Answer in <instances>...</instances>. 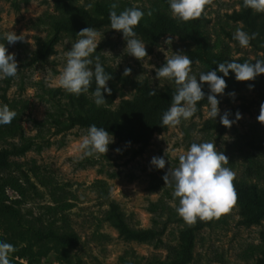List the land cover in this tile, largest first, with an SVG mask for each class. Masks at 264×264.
Listing matches in <instances>:
<instances>
[{
  "label": "rangeland",
  "instance_id": "obj_1",
  "mask_svg": "<svg viewBox=\"0 0 264 264\" xmlns=\"http://www.w3.org/2000/svg\"><path fill=\"white\" fill-rule=\"evenodd\" d=\"M69 1L88 7L108 0ZM113 1L147 13L165 11L167 0ZM239 8V0H212L206 10L209 41L215 52L255 60L263 56L261 52L252 46L241 48L228 36L237 27L243 30L241 22L230 18ZM59 18L61 14L52 0H0V36L11 31L25 36L23 42L6 43L15 56L18 71L15 78L0 81V105L7 104L17 114L10 125L0 126V147L14 151L10 166L0 170V201L18 208L27 220L77 232L81 241L73 250L74 264H147L153 258L163 264L171 261L187 224L175 211L179 200L172 195L173 184H165L164 175L178 167L179 156L186 154L193 142H211L228 158L224 166L235 173L233 184L264 187V147H254L264 140V123L257 119L264 99L258 86L242 83L237 90L221 95L220 114L215 120L207 118L209 105H205L190 120L154 134L141 153H136L139 144H125L113 136L114 142L105 155L78 160L77 148L88 128L61 130L73 108L68 104L67 93L57 86V79L63 71L66 52L79 37L63 33L53 55L33 62L36 50L53 35L54 22ZM94 30L99 41L94 63L98 56L103 66L121 75L126 68L131 69L130 78L147 80L159 91L174 84L156 78V69L165 63V57L187 55L189 49L195 48L192 40L171 34L151 48L136 35L147 52L143 60H137L126 53L121 33L110 26ZM169 38L171 42L166 43ZM2 43L5 41L0 39ZM208 70L213 69L196 61L191 74L198 79L201 72ZM112 82L119 94L114 107L121 99L135 95L130 86ZM107 86L112 89L110 81ZM242 105L248 109L238 111ZM225 111L229 112V120L235 121L231 127L209 125L220 123ZM237 112L241 114L239 120ZM152 157H163L165 168L152 165ZM113 202L120 204L132 226L155 228L159 239L141 243L121 238L105 219ZM262 231L264 220L249 227L241 223L239 205L235 203L229 213L197 234L189 264H257ZM10 259L11 264H27L25 260ZM40 264L60 263L50 253Z\"/></svg>",
  "mask_w": 264,
  "mask_h": 264
},
{
  "label": "trees",
  "instance_id": "obj_2",
  "mask_svg": "<svg viewBox=\"0 0 264 264\" xmlns=\"http://www.w3.org/2000/svg\"><path fill=\"white\" fill-rule=\"evenodd\" d=\"M55 9L61 14V18L54 22V33L35 52L33 62L45 61L56 51L55 47L60 42L63 33L72 37H78L77 32L90 27L92 29L110 26L109 11L112 3H117V13L125 8H131L121 2L108 0L97 2L90 8L77 5L69 0H52ZM240 8L231 15L234 21L243 24V31L255 33V39L251 40L250 46L263 56L264 59V13H255L251 9L243 7V0H239ZM206 6L204 14L196 20L187 23L171 19L166 1L165 11H152V15L145 14L134 31L149 47L157 46L160 40L167 34L176 35L181 40H192L195 48L189 49L187 55L194 62L201 61L211 69L215 70L218 63H226L231 58L224 52H215L209 41L207 33L208 19L206 17ZM120 33V32H119ZM232 41L233 34L228 33ZM238 44V42L234 41ZM251 62L246 58H239L238 62ZM255 61H253L254 63ZM105 72L111 75V95L103 93L106 103L96 107L90 94L95 90L93 80L88 94L79 97L67 94L68 104L73 108L67 120L63 122L61 130H69L76 126L88 128L90 125L104 127L110 134L125 144H139L136 153H141L147 147L154 134L166 131L169 127H162V114L170 107L172 95L175 93V85L167 86L163 91L153 88L147 80H136L129 76L116 73L112 68L103 66ZM221 75V73H218ZM227 87L224 92H231L245 85L258 86V93L264 99V74H260L251 81H237L230 71L229 76L224 78ZM113 80L130 86L135 90L132 98H123L117 106H113L118 97L117 89L113 87ZM243 84V85H244ZM155 90V95L149 93ZM202 91L205 99L197 103V111L208 105L207 95L209 89L205 83ZM221 95H217L218 101ZM5 100V97H4ZM6 102V100H5ZM248 109L246 105L237 108ZM230 115L228 116V118ZM223 128L221 123L212 124ZM130 142V143H129ZM257 149L264 147V140L255 145ZM13 150L0 147V170L7 169L10 164V156ZM236 192V203L239 205L241 223L245 226L260 224L264 220V187L257 184L246 185L242 182L234 184ZM105 219L111 223L126 241H137L141 243H153L159 239V232L155 228H138L132 226L126 218L121 206L113 202L106 212ZM215 218L209 221H200L194 225H187L180 234L179 249L171 261L164 264H189L193 260L194 247L197 234L204 228L212 226ZM0 240L15 246L16 251L11 254L12 258L25 260L27 264H40L50 253H54L60 264H74L73 250L80 244L81 238L74 230L60 229L54 226H45L35 223L23 217L20 210L12 204L0 201ZM257 264H264V231L261 233V244L259 248ZM147 264H163L158 259H150Z\"/></svg>",
  "mask_w": 264,
  "mask_h": 264
},
{
  "label": "clouds",
  "instance_id": "obj_3",
  "mask_svg": "<svg viewBox=\"0 0 264 264\" xmlns=\"http://www.w3.org/2000/svg\"><path fill=\"white\" fill-rule=\"evenodd\" d=\"M167 3L171 19L187 23L199 19L212 0H167ZM91 6V4L88 5L89 8ZM117 7L118 4L114 2L109 11L110 29L122 34V38L126 41L127 54L137 60H143L147 56L146 47L136 38L134 29L145 14L151 16L152 11L148 10L145 13L138 7H131L117 13ZM243 7L255 13H264V0H243ZM77 35L79 38L71 44L70 50L65 54V65L57 79V86L67 94L79 97L89 93L90 85L94 80L96 87L91 93V98L96 107H101L106 103L103 93L111 95V89L107 86L111 75L105 72L98 56L95 57V63L93 61V54L99 43L98 33L86 27L77 32ZM255 37V33L249 34L237 27L232 39L238 42L241 48H248ZM0 39L5 41L0 44V81H3L15 78L18 71L15 56L8 51L6 43L13 45L23 42L25 36L11 31L0 36ZM165 42H171V39ZM238 61L239 57H235L226 63H218L215 70L201 72L198 82L197 77L191 74L194 61L187 55L177 53L170 58L165 57V63L156 69V78L173 82L175 93L172 95L170 107L162 114L160 125L176 127L181 121L190 120L197 111V103L205 99V93L202 91L205 83L209 89L207 118L215 120L220 114L217 95L224 94L227 87L224 78L229 76L230 71L237 81H251L260 74H264V59H255L254 63ZM130 72L131 69L126 68L123 75L128 76ZM149 94L155 95L156 92L152 90ZM229 95L235 94L229 93ZM16 115V112L7 104L0 105V126L10 125ZM228 116L227 111L220 116V123L225 127H231L235 122L229 120ZM240 118L241 114L237 112L236 120ZM257 119L264 123V104L261 105ZM113 142V135L104 127L90 125L78 145L77 159L98 158L100 155H105L109 144ZM228 161V158L217 150L214 143L193 142L186 154L179 156L178 167L169 169L164 175L165 184L170 182L173 184L172 195L179 200L175 211L187 225H194L197 219L200 221L219 219L222 215L229 213L235 205L237 198L233 184L235 173L224 166ZM150 163L157 169H164L166 161L163 157H152ZM15 251L14 245L0 240V264H11L10 256Z\"/></svg>",
  "mask_w": 264,
  "mask_h": 264
}]
</instances>
